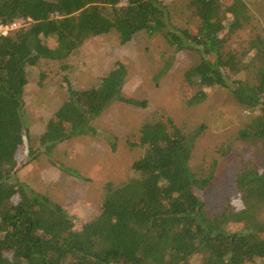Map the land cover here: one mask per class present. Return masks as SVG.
Returning <instances> with one entry per match:
<instances>
[{
    "label": "trees",
    "instance_id": "16d2710c",
    "mask_svg": "<svg viewBox=\"0 0 264 264\" xmlns=\"http://www.w3.org/2000/svg\"><path fill=\"white\" fill-rule=\"evenodd\" d=\"M187 6L194 31L171 26L161 0H0V24L29 23L0 36V264H264V35L251 40L244 61L226 50L230 37L251 23L244 0H189ZM142 32L161 34L175 54L199 55L184 76L188 106L222 88L253 115L237 139L257 148L261 160L246 163L236 176L239 210L208 214L201 192L215 166L199 174L191 168L205 126L180 127L164 112L129 139L130 148L143 154L127 182L106 186L91 221L79 223L16 179L27 138L28 68L64 61L92 38L117 33L127 44ZM240 73L248 79H235ZM127 77L126 66L117 62L89 89L67 80L68 98L39 139L44 153L52 157L58 145L96 134L94 122L115 103L145 108L147 101L125 97ZM29 155L34 159L35 150Z\"/></svg>",
    "mask_w": 264,
    "mask_h": 264
},
{
    "label": "rangeland",
    "instance_id": "374dc122",
    "mask_svg": "<svg viewBox=\"0 0 264 264\" xmlns=\"http://www.w3.org/2000/svg\"><path fill=\"white\" fill-rule=\"evenodd\" d=\"M167 6L169 24L175 28L196 29L190 17L189 0H161ZM251 23L232 35L226 50L243 56L257 35H264V0H244ZM20 25L29 23L21 21ZM128 70L124 86L127 98L147 101L145 108L115 103L94 122L96 134L74 138L58 145L48 157L39 139L54 112L67 100L66 81L78 90L95 86L116 65ZM199 62L193 51L174 53L161 34L142 32L127 44L117 33L88 40L80 51L64 61L42 60L28 68L24 93L26 144L20 150L16 179L60 204L79 223L91 221L101 210L108 184L117 187L133 175V165L143 150L130 148L129 139L158 112L171 116L180 127L205 126L198 139L191 168L207 171L215 166L209 186L201 192L208 214L227 208L239 210L240 193L236 176L250 161L261 157L253 145L237 139L239 131L253 115L237 103L228 89L208 91L202 104L188 106L185 94L186 71ZM235 79H248L240 73ZM35 150L36 157L29 155ZM29 161V162H28ZM63 165L79 174L61 170ZM264 222V209L261 213ZM194 260L193 264H198Z\"/></svg>",
    "mask_w": 264,
    "mask_h": 264
},
{
    "label": "built area",
    "instance_id": "2783aa9c",
    "mask_svg": "<svg viewBox=\"0 0 264 264\" xmlns=\"http://www.w3.org/2000/svg\"><path fill=\"white\" fill-rule=\"evenodd\" d=\"M21 21L20 20L14 21L13 23L10 24H0V36H6L9 33L13 32L14 30L22 28V26L20 25Z\"/></svg>",
    "mask_w": 264,
    "mask_h": 264
}]
</instances>
